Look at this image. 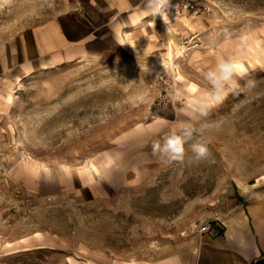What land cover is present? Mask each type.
<instances>
[{"label":"rangeland","instance_id":"rangeland-1","mask_svg":"<svg viewBox=\"0 0 264 264\" xmlns=\"http://www.w3.org/2000/svg\"><path fill=\"white\" fill-rule=\"evenodd\" d=\"M85 1L0 0V56L22 51L37 26L82 16ZM181 1L170 4L171 16ZM201 1L200 16L159 19L167 31L164 47L149 51L144 41H138L143 44L136 51L121 50L96 62H75L14 83L0 77V91L9 103L0 119V238L11 242L48 232L93 249L104 246L122 256L145 258L175 242L179 228L192 221L183 217L185 209L193 210L192 200L198 213H216L222 198H240L242 183L250 187L264 178V74L249 69L242 79L236 74L239 88L228 89L207 117L192 109V101L210 90L204 73L226 58L219 51L223 41L212 50L208 37L203 39L209 28L207 16L215 6ZM216 8L223 16L230 12ZM183 17L186 25H170ZM147 26H136L133 33L138 35ZM249 81L254 86L245 87ZM185 121L195 126L196 135L186 145L184 161H168L143 186L110 192L105 202L93 203L88 195L57 197L54 184H45L40 194H34L37 190L25 191L18 183L23 166L40 162L77 170L99 148L106 151L104 144L112 145L125 134L139 136L137 129L148 123L157 127L141 147L153 151L155 142L162 143ZM201 137L210 155L197 161L190 145ZM130 146L129 141L116 145ZM169 196L177 201L167 204ZM63 257L45 249L4 257L2 264H64Z\"/></svg>","mask_w":264,"mask_h":264},{"label":"crops","instance_id":"crops-1","mask_svg":"<svg viewBox=\"0 0 264 264\" xmlns=\"http://www.w3.org/2000/svg\"><path fill=\"white\" fill-rule=\"evenodd\" d=\"M176 1L170 0V4ZM188 1L198 5L202 2L182 0L178 7ZM208 1L211 7L215 6L214 12L207 16L209 28L203 32V39H209V47L215 50L223 41L224 46L219 51L226 57L240 58L236 59V74L241 79L247 74L243 71L248 69L257 75L264 74V0ZM145 2L86 0L82 3V16L73 15L72 20L65 22L58 18L37 26L30 31L28 44L22 51L0 56V77L14 83L16 79L22 81L27 76L75 62H96L121 50L133 52L143 43L149 51L156 45L164 47L167 31H163L164 24L157 17L148 13ZM216 6L228 8L230 12L223 16ZM171 10L169 8V12ZM184 21L183 17L170 25L184 26L187 23ZM190 21L197 25L202 22ZM145 24L148 26L140 34L133 33L136 26ZM241 36L248 37L243 46ZM138 41L144 42L137 44ZM10 72L9 76L4 75ZM8 106L7 97L0 91V119ZM156 127V123H148L137 129L141 130L139 136L125 134L112 145L104 144L106 151L99 148L95 157L86 164L82 162L77 170L40 162L23 166L22 170L18 169V183L25 191L37 190L34 194H40L43 185L54 184L59 190L57 197L88 195L93 203L105 202L111 198L110 192L143 186L163 170L168 160L141 147L145 136L154 134ZM127 141L131 142L130 148L116 147L127 145ZM244 185L242 183L240 198H222L221 209L216 213H198L196 202L192 200L189 205L193 210L187 208L183 214L192 221L179 228L175 242L160 246L158 252L145 258L122 256L109 252L104 246L93 249L86 243L46 232L11 242L0 238V264L10 255L45 249L64 256V264H256L264 259V178L252 182L250 187ZM176 197L169 196L165 202L175 203ZM202 221L203 224H197ZM206 223L211 226V232L201 234L199 229Z\"/></svg>","mask_w":264,"mask_h":264},{"label":"clouds","instance_id":"clouds-1","mask_svg":"<svg viewBox=\"0 0 264 264\" xmlns=\"http://www.w3.org/2000/svg\"><path fill=\"white\" fill-rule=\"evenodd\" d=\"M145 8L154 18L160 16L165 21L170 8V0H146ZM247 36L240 37V45L247 42ZM237 61L234 57L219 58L215 67L204 73V79L210 84L207 95L201 96L192 101V109L200 117H207L209 111L224 98L228 89L237 90L239 85L235 80L237 73ZM253 82L249 81L245 87H252ZM207 123L200 124V131L203 132ZM196 135V128L191 121H185L180 129L172 132L163 138V142H155L152 146L153 152L169 162H183L187 153L186 145ZM190 151L195 160L207 159L210 150L207 141L201 137L196 142L191 143Z\"/></svg>","mask_w":264,"mask_h":264},{"label":"built area","instance_id":"built-area-1","mask_svg":"<svg viewBox=\"0 0 264 264\" xmlns=\"http://www.w3.org/2000/svg\"><path fill=\"white\" fill-rule=\"evenodd\" d=\"M191 14L193 16H200L202 14V7L193 2H184L180 7L173 11L174 17H182L184 15ZM199 232L201 234H206L211 232V226L206 223L200 227Z\"/></svg>","mask_w":264,"mask_h":264},{"label":"bare ground","instance_id":"bare-ground-1","mask_svg":"<svg viewBox=\"0 0 264 264\" xmlns=\"http://www.w3.org/2000/svg\"><path fill=\"white\" fill-rule=\"evenodd\" d=\"M171 14H172V12H171ZM156 17H157L158 19H160V20H163L160 16H156ZM170 18L173 19V17L170 15V12H168L167 17H166L165 21H163V22H167V21H169ZM158 47H159V45H156V48H158ZM172 48H173V44H172V42L170 41V42H169V49L172 50ZM154 49H155V48H154ZM169 49H168V50H169Z\"/></svg>","mask_w":264,"mask_h":264},{"label":"water","instance_id":"water-1","mask_svg":"<svg viewBox=\"0 0 264 264\" xmlns=\"http://www.w3.org/2000/svg\"><path fill=\"white\" fill-rule=\"evenodd\" d=\"M256 264H264V259L259 260Z\"/></svg>","mask_w":264,"mask_h":264},{"label":"trees","instance_id":"trees-1","mask_svg":"<svg viewBox=\"0 0 264 264\" xmlns=\"http://www.w3.org/2000/svg\"><path fill=\"white\" fill-rule=\"evenodd\" d=\"M36 251H39V250H36ZM30 252H32V251H30ZM30 252H29V253H30ZM34 252H35V251H34ZM25 253H27V252H25Z\"/></svg>","mask_w":264,"mask_h":264}]
</instances>
